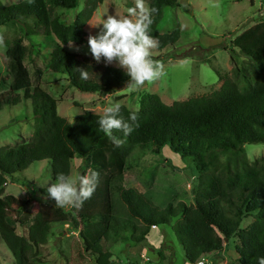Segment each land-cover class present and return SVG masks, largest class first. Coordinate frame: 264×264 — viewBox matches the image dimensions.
Masks as SVG:
<instances>
[{
    "label": "trees",
    "instance_id": "1",
    "mask_svg": "<svg viewBox=\"0 0 264 264\" xmlns=\"http://www.w3.org/2000/svg\"><path fill=\"white\" fill-rule=\"evenodd\" d=\"M100 1L84 0L68 23L62 22L53 10L73 8L77 0H35L31 5L27 0L9 4L0 1V24L30 18V24L21 25L24 34L41 27L43 33H52L57 40L50 52L51 70L62 73L71 86L81 91L113 92L129 78L122 69L96 63L90 54L63 46L68 41H85L82 25ZM176 3L177 0H147V6L159 10L150 27V34L159 42L157 48L172 44L178 37L177 28L169 32L156 29L162 7ZM235 48L242 57L237 62L230 53L233 76L224 77L219 87L208 94L165 103L158 94L143 91L136 109L120 104L125 119L137 113L139 127L126 138L122 132L114 131L126 141L116 148L99 131L97 121L103 113L83 109L70 123L57 113L53 96L38 85L30 87L23 63L26 46L21 36L13 37L4 50L10 95L0 92V107L17 102V91L21 90L22 96L30 99L33 121L29 138L0 145V193L7 176L14 179L15 171L34 160L46 159L53 179L59 173L69 174L74 156L81 159L77 165L79 175L90 169L99 172L93 196L78 210L59 208L53 200L44 203L40 199L36 210L28 197L12 206L8 197L0 196V237L13 263L43 264L37 245L45 241L50 221L63 220L71 222L77 233L76 257L80 259L86 253L95 264L111 263L110 251L103 249L100 242L110 233L117 235L129 227V244H138L145 241L151 226L170 221L183 256L190 263L201 261L231 241L238 264H257L258 258L264 257V158L248 159L244 144L264 143V17L232 36L228 50ZM81 68L88 72L87 80L80 78L77 69ZM164 145L190 158L194 167L209 178L204 188L196 186L193 202L169 201L158 208L135 187L123 183V172L134 150L158 152ZM48 186L38 188L39 194L46 195ZM112 190L125 210L121 201H112ZM113 207L117 210L114 213ZM246 216L251 219L242 226ZM16 225L25 232L17 233ZM126 235L122 234L123 239Z\"/></svg>",
    "mask_w": 264,
    "mask_h": 264
},
{
    "label": "rangeland",
    "instance_id": "2",
    "mask_svg": "<svg viewBox=\"0 0 264 264\" xmlns=\"http://www.w3.org/2000/svg\"><path fill=\"white\" fill-rule=\"evenodd\" d=\"M0 1L9 4L19 0ZM83 5L84 0H77L73 8L57 7L53 11L62 22L68 23ZM134 6V0L98 2L82 25L85 41L80 44L73 42L80 48L77 53L90 54L87 37L89 34L95 35L99 30L90 23L100 24L106 15L125 16L127 9ZM262 17L264 0H177L175 5L163 6L156 29L158 32H169L177 28L178 37L172 44L152 50L154 60L163 65L161 77L151 83H145L142 88L131 94L121 90L129 78L113 92L81 91L71 86L62 73L48 67L51 49L57 42L52 33L45 34L41 27H35L34 32L24 34L21 25L30 24V18L0 24V34L4 36L5 44L0 47V92L10 95L7 89L8 75L4 50L7 43L19 35L26 46L23 63L28 71L30 87L38 85L53 96L57 113L70 123L74 121L75 114L83 109L103 113V109L111 103L136 109L140 93L143 91L158 94L165 103L208 94L219 87L224 77L233 76L234 60L230 58V53L237 62L242 57L236 48L235 52H229V40ZM68 42L63 46L74 51L69 48ZM17 93V102L5 103L0 107V145H13L26 140L32 132L30 99L23 97L21 90ZM244 146L248 159L264 158L263 142H247ZM131 159H128L130 162L124 169L123 183L135 187L158 208H162L169 201L193 202L196 186L201 185L204 188L209 179L194 167V161L172 151L168 145L162 146L158 152L140 153L134 150ZM80 161L77 156L70 159L68 176L75 178L79 175L77 165ZM13 177L14 179L6 177L0 196L8 197L12 206L24 197L31 198L33 209L36 210L37 200H42L38 188L56 181L50 176L46 159L30 162L25 168L15 171ZM111 196L112 201L119 204L121 199L115 190H112ZM121 203L124 209V204L122 201ZM116 211L113 207L112 213ZM122 215L123 212L120 218ZM250 219V216L244 217L241 225L244 226ZM171 224L172 221L151 226L145 235V241L132 245L129 244L132 242L128 238L129 227H125L126 230H121L117 235L110 233L107 238H102L101 246L110 251V264H238L235 260L237 252L231 241H226L220 250L204 256L201 261L190 263L183 256ZM15 231L21 234L25 229L16 225ZM122 234H127L126 238L123 239ZM76 239L77 233L71 222L50 221L45 241L37 245V255L43 264H95L92 257L86 253L80 259L76 257ZM0 264H14L11 253L1 237Z\"/></svg>",
    "mask_w": 264,
    "mask_h": 264
},
{
    "label": "clouds",
    "instance_id": "3",
    "mask_svg": "<svg viewBox=\"0 0 264 264\" xmlns=\"http://www.w3.org/2000/svg\"><path fill=\"white\" fill-rule=\"evenodd\" d=\"M27 3L34 4L35 0H27ZM134 5L127 9L125 16L106 15L100 24L90 23L99 30L95 35L89 34L87 37L89 52L96 63L103 61L105 66L114 65L129 77L125 87L121 89L129 94L142 88L145 83L159 79L163 74L162 63L152 59V50L158 47L159 42L150 34L154 15L159 10L155 6H147L146 0H134ZM3 46L4 36L0 34V47ZM68 46L76 52L80 51L73 41L68 42ZM77 71L81 79L89 78L85 69ZM138 120L135 112L125 119L121 115V105L111 103L103 109V115L97 123L99 131L116 148H120L126 141L114 135V131L122 132L126 138L139 127ZM98 183L99 172L96 170L90 169L88 173L75 178L59 173L56 181L46 188V195L42 196V200L44 203L53 200L59 208L78 210L93 196ZM257 264H264V257L258 258Z\"/></svg>",
    "mask_w": 264,
    "mask_h": 264
}]
</instances>
